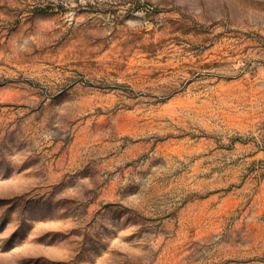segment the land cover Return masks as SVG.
Wrapping results in <instances>:
<instances>
[{
	"label": "rangeland",
	"instance_id": "obj_1",
	"mask_svg": "<svg viewBox=\"0 0 264 264\" xmlns=\"http://www.w3.org/2000/svg\"><path fill=\"white\" fill-rule=\"evenodd\" d=\"M0 264H264V0H0Z\"/></svg>",
	"mask_w": 264,
	"mask_h": 264
}]
</instances>
